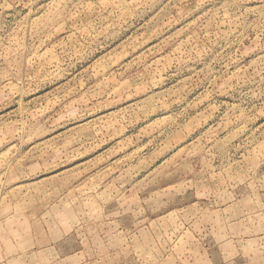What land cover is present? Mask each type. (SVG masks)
I'll return each instance as SVG.
<instances>
[{
  "label": "rangeland",
  "instance_id": "obj_1",
  "mask_svg": "<svg viewBox=\"0 0 264 264\" xmlns=\"http://www.w3.org/2000/svg\"><path fill=\"white\" fill-rule=\"evenodd\" d=\"M0 264H264V0H0Z\"/></svg>",
  "mask_w": 264,
  "mask_h": 264
}]
</instances>
